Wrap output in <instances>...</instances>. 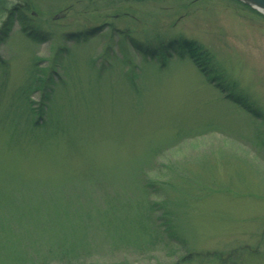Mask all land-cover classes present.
<instances>
[{
	"label": "rangeland",
	"instance_id": "374dc122",
	"mask_svg": "<svg viewBox=\"0 0 264 264\" xmlns=\"http://www.w3.org/2000/svg\"><path fill=\"white\" fill-rule=\"evenodd\" d=\"M9 2L28 18L0 45V264H264V116L189 58L161 67L126 39L196 41L264 115V15L237 0Z\"/></svg>",
	"mask_w": 264,
	"mask_h": 264
},
{
	"label": "trees",
	"instance_id": "16d2710c",
	"mask_svg": "<svg viewBox=\"0 0 264 264\" xmlns=\"http://www.w3.org/2000/svg\"><path fill=\"white\" fill-rule=\"evenodd\" d=\"M26 11V6H11L9 0H0V45L10 36L12 25L14 24L15 20H18L21 22V24L26 23L28 18ZM16 17L18 18L14 19ZM99 29L100 28H91L86 32L72 34L68 37L69 39L74 40L75 44L85 43L87 40L95 37L98 34L97 32ZM25 32L27 31L25 30ZM38 32L39 35H30L29 37H33L36 41L42 40V35L45 34H43L41 30H38ZM127 37L128 38L126 39H131V46L137 54L148 60L157 61L160 63L161 67H166L168 62L172 61L175 56L180 59L184 57L189 58L195 63L202 73L208 74L209 76L213 77L216 82H219L218 88L224 92L230 100L244 107L245 110L250 112L254 117L262 118L261 116H264L260 108L256 104L250 102L243 92L240 91L237 84L226 78L224 73L221 72V69L211 57L209 51L196 41L190 40L182 35L171 38L167 37L166 39H159V37H155L153 40L147 39L145 41L137 40L130 35ZM0 62L2 61L0 60ZM129 81L131 83V79H129ZM46 84L47 82H44V85L38 88V90L43 92V98H47V96H49L45 93ZM39 109L40 110L38 113L37 110H31L32 114L36 115L43 113V107L41 106ZM41 119L42 115L40 119L36 120L34 123L35 127H40L41 123H39V120ZM166 219L168 221L163 224V231L169 238L176 239L179 233L177 235V233L174 232L176 228L172 221H170L168 217H166Z\"/></svg>",
	"mask_w": 264,
	"mask_h": 264
},
{
	"label": "water",
	"instance_id": "95a60500",
	"mask_svg": "<svg viewBox=\"0 0 264 264\" xmlns=\"http://www.w3.org/2000/svg\"><path fill=\"white\" fill-rule=\"evenodd\" d=\"M264 15V0H237Z\"/></svg>",
	"mask_w": 264,
	"mask_h": 264
}]
</instances>
